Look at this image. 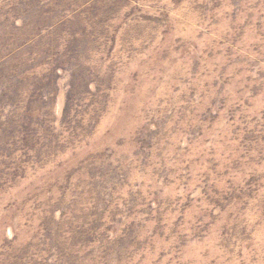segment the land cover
Listing matches in <instances>:
<instances>
[{"label": "rangeland", "instance_id": "1", "mask_svg": "<svg viewBox=\"0 0 264 264\" xmlns=\"http://www.w3.org/2000/svg\"><path fill=\"white\" fill-rule=\"evenodd\" d=\"M11 9L0 264H264V0Z\"/></svg>", "mask_w": 264, "mask_h": 264}, {"label": "trees", "instance_id": "2", "mask_svg": "<svg viewBox=\"0 0 264 264\" xmlns=\"http://www.w3.org/2000/svg\"><path fill=\"white\" fill-rule=\"evenodd\" d=\"M14 4V3H13ZM21 18V16L18 14V11H15V10H13V9H11L10 11H8V10H5L3 13H1L0 14V39H2L3 37H9V34H11L12 36H16L18 33H21V30L22 31H24L25 30V27L22 29V28H20L19 26H17L16 24H15V22H16V19H20ZM63 23L67 26V27H70V26H72V24L74 23V22H70V21H68V20H64L63 21ZM51 26V25H50ZM62 26V25H61ZM60 27V26H59ZM67 32H72L70 29H68V28H66V27H64V26H62ZM46 31L48 32V33H51L52 34V32L54 33V35L59 31V29H57V30H47L46 29ZM61 31V30H60ZM62 32V34H63V32L64 31H61ZM67 34V33H66ZM64 35V34H63ZM39 45L41 46V49L42 48H45L46 47V45L48 44L47 42H46V44L44 43V37L42 36V35H40L39 36ZM30 39H32V37H30ZM50 39H51V41H52V37H50ZM76 39V38H75ZM75 39H71V40H75ZM33 40V39H32ZM68 43H70V41L68 42ZM60 44L59 43H57L54 47H57V46H59ZM35 48H38V46H37V44H35ZM47 48V47H46ZM21 55H23V54H21ZM34 55L35 54H26V59H32V60H35V58H34ZM28 60V61H29ZM47 66H48V64H47ZM46 66V67H47ZM2 69V67H0V72H2V73H0L1 75H0V81H2V80H4V78H6V81L9 79V77L13 74V72H12V68L11 69H9V70H7V71H5V72H8V73H11L10 75H9V77H8V75L4 72V70H1ZM9 83H10V85H12L13 84V79H11L10 81H9ZM41 94V93H40ZM6 102H8V100L6 99ZM5 135H6V133L5 132H0V138H2V137H5Z\"/></svg>", "mask_w": 264, "mask_h": 264}]
</instances>
